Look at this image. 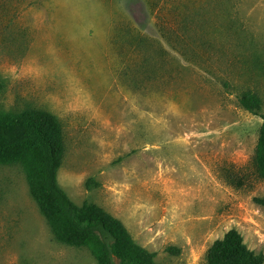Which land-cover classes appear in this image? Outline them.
Here are the masks:
<instances>
[{"label":"rangeland","instance_id":"rangeland-1","mask_svg":"<svg viewBox=\"0 0 264 264\" xmlns=\"http://www.w3.org/2000/svg\"><path fill=\"white\" fill-rule=\"evenodd\" d=\"M245 92L264 115V0H0V114L51 115L59 187L155 264H207L231 230L264 254ZM0 264H97L55 239L19 164L0 166Z\"/></svg>","mask_w":264,"mask_h":264},{"label":"trees","instance_id":"trees-1","mask_svg":"<svg viewBox=\"0 0 264 264\" xmlns=\"http://www.w3.org/2000/svg\"><path fill=\"white\" fill-rule=\"evenodd\" d=\"M239 104L263 121L254 161L264 181L262 103L257 95L245 92L239 96ZM56 132L57 123L45 112L0 114V166L23 167L31 196L58 242L87 248L97 264H155V254L136 245L118 220L95 205L76 206L62 191L57 175L64 150L54 139ZM254 202L264 207V199ZM207 264H264V254L250 251L241 235L231 230L213 243L207 253Z\"/></svg>","mask_w":264,"mask_h":264}]
</instances>
